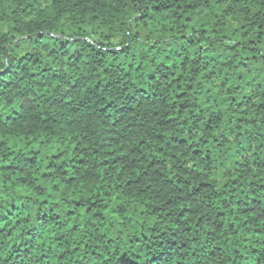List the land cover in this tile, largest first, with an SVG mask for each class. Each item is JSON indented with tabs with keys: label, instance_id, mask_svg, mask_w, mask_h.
<instances>
[{
	"label": "trees",
	"instance_id": "trees-1",
	"mask_svg": "<svg viewBox=\"0 0 264 264\" xmlns=\"http://www.w3.org/2000/svg\"><path fill=\"white\" fill-rule=\"evenodd\" d=\"M0 264H264V0H0Z\"/></svg>",
	"mask_w": 264,
	"mask_h": 264
}]
</instances>
